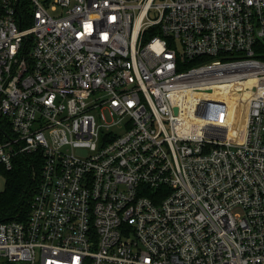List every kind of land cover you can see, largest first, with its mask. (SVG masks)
<instances>
[{
	"label": "built area",
	"instance_id": "1",
	"mask_svg": "<svg viewBox=\"0 0 264 264\" xmlns=\"http://www.w3.org/2000/svg\"><path fill=\"white\" fill-rule=\"evenodd\" d=\"M257 44L264 0H0V169L41 160L0 264H264ZM231 84L242 132L199 129Z\"/></svg>",
	"mask_w": 264,
	"mask_h": 264
},
{
	"label": "bare ground",
	"instance_id": "2",
	"mask_svg": "<svg viewBox=\"0 0 264 264\" xmlns=\"http://www.w3.org/2000/svg\"><path fill=\"white\" fill-rule=\"evenodd\" d=\"M244 92H246L244 86L237 89L234 84L194 90L190 97L196 102L193 106L195 108L193 117L195 125L199 129L222 135L242 132L247 111V98H245ZM240 94L243 95V98L239 97ZM188 100L186 99V101ZM216 108L224 109L216 113ZM232 108L233 116L230 119ZM228 109H230L229 112ZM219 116L224 119L222 121L216 120Z\"/></svg>",
	"mask_w": 264,
	"mask_h": 264
},
{
	"label": "trees",
	"instance_id": "3",
	"mask_svg": "<svg viewBox=\"0 0 264 264\" xmlns=\"http://www.w3.org/2000/svg\"><path fill=\"white\" fill-rule=\"evenodd\" d=\"M257 45L256 56L264 59V48L261 44ZM40 168L38 155L28 154L14 157L11 169H0L3 180V188L0 189V222L27 219ZM146 194L153 198L152 192L147 191Z\"/></svg>",
	"mask_w": 264,
	"mask_h": 264
},
{
	"label": "rangeland",
	"instance_id": "4",
	"mask_svg": "<svg viewBox=\"0 0 264 264\" xmlns=\"http://www.w3.org/2000/svg\"><path fill=\"white\" fill-rule=\"evenodd\" d=\"M75 153L76 154H80V155H84V154H87L88 151L86 149H77L75 150ZM3 188V180L1 179V176H0V189Z\"/></svg>",
	"mask_w": 264,
	"mask_h": 264
},
{
	"label": "water",
	"instance_id": "5",
	"mask_svg": "<svg viewBox=\"0 0 264 264\" xmlns=\"http://www.w3.org/2000/svg\"><path fill=\"white\" fill-rule=\"evenodd\" d=\"M232 110H233V108L231 109V118H230V119H232V116H233V114H232Z\"/></svg>",
	"mask_w": 264,
	"mask_h": 264
}]
</instances>
